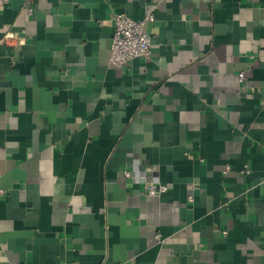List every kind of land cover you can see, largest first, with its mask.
<instances>
[{
    "label": "crops",
    "instance_id": "crops-1",
    "mask_svg": "<svg viewBox=\"0 0 264 264\" xmlns=\"http://www.w3.org/2000/svg\"><path fill=\"white\" fill-rule=\"evenodd\" d=\"M0 174V264H264V0L0 5Z\"/></svg>",
    "mask_w": 264,
    "mask_h": 264
},
{
    "label": "built area",
    "instance_id": "built-area-1",
    "mask_svg": "<svg viewBox=\"0 0 264 264\" xmlns=\"http://www.w3.org/2000/svg\"><path fill=\"white\" fill-rule=\"evenodd\" d=\"M8 0H0V5H4ZM30 10V9H29ZM151 15L145 17L142 21H134L124 14H114L111 18L113 29L111 44L109 50V62L114 67L122 68L128 65L135 58L149 57L151 55L150 36L145 30V24L152 22ZM1 41H7L13 45H23L25 35L23 32L12 34L6 33L2 36ZM239 80H243V74L238 75ZM125 178L130 177L128 170H123ZM142 190L148 197L158 196L166 191V187L153 182H145ZM6 190L1 186L0 174V200L5 196Z\"/></svg>",
    "mask_w": 264,
    "mask_h": 264
}]
</instances>
